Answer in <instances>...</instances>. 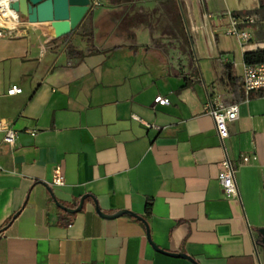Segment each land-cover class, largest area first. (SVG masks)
<instances>
[{"label":"crops","instance_id":"crops-1","mask_svg":"<svg viewBox=\"0 0 264 264\" xmlns=\"http://www.w3.org/2000/svg\"><path fill=\"white\" fill-rule=\"evenodd\" d=\"M209 1L92 0L70 39L42 24L0 38V121L19 133L13 149L0 133V264H194L158 252L142 221L97 206L143 217L155 246L197 264H264V91L244 94L222 143L206 102L221 76L233 101L226 67L242 77L243 66ZM260 6L233 10L264 22ZM254 26V43L235 38L242 55L264 50ZM13 85L23 93L8 95ZM242 154L258 160L239 167L228 199L222 163ZM58 167L64 185L53 187ZM49 189L71 209L86 196L83 210L63 211Z\"/></svg>","mask_w":264,"mask_h":264},{"label":"built area","instance_id":"built-area-1","mask_svg":"<svg viewBox=\"0 0 264 264\" xmlns=\"http://www.w3.org/2000/svg\"><path fill=\"white\" fill-rule=\"evenodd\" d=\"M17 1L18 0H6V4L0 3V38L15 39L27 31L26 28L30 23L23 20L20 13L12 8V4ZM220 17L227 19L226 34L236 38L242 48L252 40L250 27L254 26L257 22V18L254 15H238L234 11L228 10L222 12ZM242 79L247 100H249L254 92L264 91V62L256 65L243 63ZM223 81V76H221L215 90L209 93L206 102V113L214 119L222 143L230 136L228 128L229 123L237 121L240 115V106L238 104H230L227 100ZM22 93L23 89L17 85H13L8 91V95L10 96ZM155 103L166 106L170 104V100L159 96L156 98ZM148 127L152 126L148 125ZM30 132L32 136L36 135L35 132ZM0 133L4 134V145L13 149L19 138L18 131L13 129L8 122L0 121ZM257 160L258 156L255 154H242L239 164L232 162L229 157H226L223 161L222 170L219 174V181L228 199L239 198V189L236 180L239 167L249 165L251 162ZM4 172V168L0 166V174ZM63 185L64 173L62 168L58 167L55 171L51 186L61 187Z\"/></svg>","mask_w":264,"mask_h":264},{"label":"water","instance_id":"water-1","mask_svg":"<svg viewBox=\"0 0 264 264\" xmlns=\"http://www.w3.org/2000/svg\"><path fill=\"white\" fill-rule=\"evenodd\" d=\"M91 6L92 0H18L12 4V8L20 13L23 18L27 19L30 24H46L52 40L61 39L74 32L90 11ZM49 193L55 204L63 211L70 214L81 212L84 208L85 201L87 200L86 196L83 197L79 206L71 209L64 206L59 201L52 189H49ZM97 213L100 217L109 220L128 215L142 221L146 226L148 239L151 245L158 252L171 257L188 259L194 264H197L188 255L163 251L155 246L152 241L150 226L143 217L126 210L109 215L100 210L98 206ZM17 216L18 214L15 215L14 218ZM258 234L260 238L259 245L264 249V228H261L258 231Z\"/></svg>","mask_w":264,"mask_h":264},{"label":"rangeland","instance_id":"rangeland-1","mask_svg":"<svg viewBox=\"0 0 264 264\" xmlns=\"http://www.w3.org/2000/svg\"><path fill=\"white\" fill-rule=\"evenodd\" d=\"M253 0H211L210 3V13L214 14L215 16L222 14V12H226L228 10L234 11L239 7V5H248L251 4ZM264 3V0H263ZM264 15V10L262 11V16ZM23 20L27 21V19L23 18ZM45 28H47L46 24H42ZM41 29L44 30L42 26H35L34 24H29L26 30H36ZM255 35L259 38L261 35L264 37V22L260 18L257 19V22L254 26ZM220 39L226 41L225 48L229 51V55L234 58L236 69L238 73H241L242 66H243V55L242 50L237 42V40L231 36H224L220 35ZM254 43L253 40L250 41ZM264 45V41L262 42ZM246 48V47H245ZM258 234V232H257ZM261 255L264 259V249L261 248Z\"/></svg>","mask_w":264,"mask_h":264},{"label":"trees","instance_id":"trees-1","mask_svg":"<svg viewBox=\"0 0 264 264\" xmlns=\"http://www.w3.org/2000/svg\"><path fill=\"white\" fill-rule=\"evenodd\" d=\"M260 3H261L260 9H264L263 0H260ZM76 30L72 32L71 34H69L68 36H65L59 40L70 39V37L73 36ZM243 60H244V63L249 64V65H256V64L263 63L264 62V50L249 51V52L247 51L243 55ZM234 69H235V66L233 63H229L226 67V75L232 84V90L235 96L233 101L230 102V104H238V102L243 99L244 94H245L244 86H243V79L242 77L238 76L235 73ZM150 206L151 205L149 204L148 209H147V215H150Z\"/></svg>","mask_w":264,"mask_h":264},{"label":"clouds","instance_id":"clouds-1","mask_svg":"<svg viewBox=\"0 0 264 264\" xmlns=\"http://www.w3.org/2000/svg\"><path fill=\"white\" fill-rule=\"evenodd\" d=\"M0 3H5L6 4V0H0Z\"/></svg>","mask_w":264,"mask_h":264}]
</instances>
